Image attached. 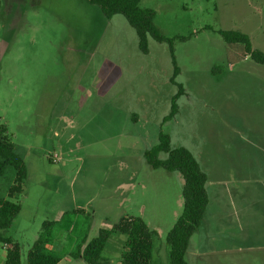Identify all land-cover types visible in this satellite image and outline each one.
<instances>
[{"label":"rangeland","instance_id":"obj_1","mask_svg":"<svg viewBox=\"0 0 264 264\" xmlns=\"http://www.w3.org/2000/svg\"><path fill=\"white\" fill-rule=\"evenodd\" d=\"M139 5L155 12L165 38L188 39L149 36L145 54L125 16L108 18L86 0H0V123L28 169L22 192L9 199L21 211L6 233L27 264L52 222L48 251L60 264H88L73 256L83 241L124 216L140 217L157 233L153 263L170 264L166 237L183 211L184 178L145 157L163 133L208 175L205 216L214 217L192 236L187 263L264 264V64L218 33L246 34L264 53V0ZM171 50L184 89L173 117ZM14 173L10 167L0 178L1 198ZM213 177L230 187L219 204ZM125 239L108 241L107 264H120Z\"/></svg>","mask_w":264,"mask_h":264},{"label":"trees","instance_id":"obj_2","mask_svg":"<svg viewBox=\"0 0 264 264\" xmlns=\"http://www.w3.org/2000/svg\"><path fill=\"white\" fill-rule=\"evenodd\" d=\"M86 1L98 6L108 18L116 14L125 16L137 33L140 51L145 54L149 52V36L158 42H169L170 44L174 39L182 41L188 39L182 36L167 39L161 35L153 24L155 12L151 9L141 8L140 0ZM218 33L227 44L240 52L248 53L254 61L264 64V53L252 48L250 39L246 34L223 30H219ZM171 52L174 64L171 82L178 87V93L173 98L172 111L169 117L175 115L176 101L184 92L182 85L176 82L179 68L173 50ZM162 153L167 155L165 159L160 158ZM145 157L152 168H163L168 172L178 171L184 178L183 211L173 228L168 232L166 243L169 247L170 264H188L186 254L190 240L199 229L209 204L206 188L208 175L189 149L185 147L172 148L171 138L167 134H160L158 145L146 151ZM10 167L15 172L14 182L8 190V199L0 197V243L7 242L10 245L4 264H22L21 246L6 231L12 227L14 220L21 211V206L9 199L15 198L22 192L23 182L28 177V169L24 159L16 151L8 127L0 123V178L7 173ZM52 224V222H45L43 231L28 251L27 264H58L61 261L58 256L48 251L47 236ZM156 234V231L152 230L142 218L124 216L110 229H101L97 237L90 241H83L79 245L78 252L73 256L82 258L88 264H107L103 257V251L108 241L114 235H124L126 239L120 264H154L153 246Z\"/></svg>","mask_w":264,"mask_h":264},{"label":"crops","instance_id":"obj_3","mask_svg":"<svg viewBox=\"0 0 264 264\" xmlns=\"http://www.w3.org/2000/svg\"><path fill=\"white\" fill-rule=\"evenodd\" d=\"M262 151L264 153V147L262 148ZM264 158V156H263ZM261 162H264V159L260 160ZM251 164V162H250ZM263 175H264V169H263ZM214 176V175H213ZM264 179V178H263ZM226 180L223 178H218L215 179L213 177V181L211 182V189L210 191L212 192V202L215 204H219V201L222 200L224 198L223 192L226 191V189L230 188L229 184L227 182H225ZM208 182V181H207ZM208 185V183H207ZM221 193V196L219 195ZM212 217H214V212H208L207 215L205 216L204 220L201 223V229L202 232L204 233V231H207L209 229V227L211 226V219ZM78 259H82V258H78ZM67 261H70L69 259H67ZM61 262V261H60ZM60 262L58 264H60Z\"/></svg>","mask_w":264,"mask_h":264},{"label":"built area","instance_id":"obj_4","mask_svg":"<svg viewBox=\"0 0 264 264\" xmlns=\"http://www.w3.org/2000/svg\"><path fill=\"white\" fill-rule=\"evenodd\" d=\"M9 248H10V245L7 242L0 243V255L2 254V252L7 253Z\"/></svg>","mask_w":264,"mask_h":264}]
</instances>
